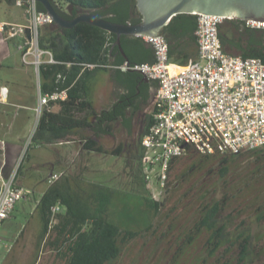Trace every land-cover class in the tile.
<instances>
[{
	"label": "trees",
	"instance_id": "obj_1",
	"mask_svg": "<svg viewBox=\"0 0 264 264\" xmlns=\"http://www.w3.org/2000/svg\"><path fill=\"white\" fill-rule=\"evenodd\" d=\"M7 1L15 2V0ZM37 4L39 10L46 11L42 3L38 2ZM53 4L68 19L86 11L97 13L106 19L120 23H136L142 18L137 9L136 0H59V3L53 0ZM192 16L197 17L194 13H179L172 18L167 26H172L177 18L185 17L188 19ZM220 38L228 52L238 51L244 57L257 56L264 60V27H252L248 26L245 20L226 18L220 25ZM116 39L115 33L88 22H79L71 28H63L56 23L42 26L40 45L50 49L56 60L54 63H43L40 66L41 76L45 79V84L42 85L43 89L54 91L68 88L69 97L78 94L80 82L72 88L70 84L79 73L89 68L88 64H94L95 69L107 65L110 57L119 51L118 46L111 51ZM107 44L109 45L107 46ZM122 45L130 58V62H153L155 60L153 47L142 36L123 35ZM125 60L123 55L119 53L114 64H121ZM123 72L132 77L143 75L141 72L132 70ZM59 74L63 75V79L57 80ZM132 77L129 79L131 81L130 86L134 85ZM69 97L65 99V102H69ZM55 116V113L44 109L32 137L33 144L37 145L41 141L46 142L49 139L47 131L54 130V126H50V121L53 125ZM48 117L50 118L48 119ZM251 151L253 156L256 155L255 161H261V164L246 174L241 173L240 170L236 171L238 180L235 183L232 197L237 201L236 211L240 215L241 207L244 205L241 199L245 195L246 189L248 192L258 188V193L247 202L257 204L254 210L256 220L264 221V183L262 184L264 181V146L249 152ZM245 152L248 151L201 154L189 145L187 153H189L193 164L188 172L177 175L176 180L178 179L177 181L180 182L186 180V175H190L191 170L197 166L203 169L216 162L224 164L220 168V175L226 178L232 162H237ZM182 156L172 160L170 177L174 165L182 161ZM22 165L23 163L20 168ZM169 182L167 192L170 186ZM93 186L95 188L92 190L80 191L78 189L79 191L73 194L67 193L62 183L55 184L53 182L46 189L35 208L39 211L43 228L40 232L34 264L37 263L40 248L45 242L57 252L65 264H110L119 256L125 243L150 233L154 228L156 229L155 221L166 205V198L156 200L150 194L143 193L141 197L144 206L150 212L151 220L145 228L134 230L124 228L111 219L109 213V198L111 196L103 192L105 186L101 184H94ZM227 201L226 198L207 201L200 207L198 217L187 234L188 243L193 241L196 236L207 233L209 235L207 246L210 248L211 255H216L223 247L225 250H229L233 246H237L241 248L238 254V263H242L249 255L262 254L264 245L254 246V234L250 227L244 228L245 220L243 219L239 221L235 231L230 229L229 216H223ZM58 202L64 203L67 206V211L66 213H57V222L51 223L52 206Z\"/></svg>",
	"mask_w": 264,
	"mask_h": 264
},
{
	"label": "built area",
	"instance_id": "obj_2",
	"mask_svg": "<svg viewBox=\"0 0 264 264\" xmlns=\"http://www.w3.org/2000/svg\"><path fill=\"white\" fill-rule=\"evenodd\" d=\"M54 1L59 3V0ZM15 3L24 7L27 21L0 20V32L8 39L19 36L17 47L23 62L33 64L40 72L43 63L56 62L52 51L40 45L41 27L55 23L54 19L47 11L39 10L36 0H15ZM196 15L199 55L189 64L173 68L169 42L160 33L141 35L154 49L153 62L125 60L111 65L122 71L141 72L158 83L153 122L141 141L142 174L156 200L167 190L172 160L186 154L189 145L201 154L241 153L264 146V60L232 54L224 48L220 25L227 17ZM245 21L248 26L264 27V22ZM5 89L7 87L0 88L2 95ZM67 96L66 89L40 92L36 107L38 118L46 105ZM34 133L35 130L31 138ZM25 152L23 150L13 173L0 179V228L13 213L16 203L28 193L27 188L17 183ZM61 176L62 173H53L49 182L53 183ZM58 211V204L52 206L51 223L57 220Z\"/></svg>",
	"mask_w": 264,
	"mask_h": 264
},
{
	"label": "crops",
	"instance_id": "obj_3",
	"mask_svg": "<svg viewBox=\"0 0 264 264\" xmlns=\"http://www.w3.org/2000/svg\"><path fill=\"white\" fill-rule=\"evenodd\" d=\"M24 13L26 14L25 10ZM3 21L12 22L7 19ZM167 25L162 34L169 42L170 62L174 69H178L198 58L199 46L195 35L198 18L194 16L188 19L177 18L172 26L168 27ZM10 40L0 32V73L6 66L5 59L11 55L8 42ZM118 52L110 57L109 63L103 68L95 69L94 66H89L87 70L79 73L70 84L72 88L80 82L79 93L70 97L68 95V103L65 102V99H60L52 101L44 107L46 111L56 114L53 125L50 121V126H54V130L47 131L49 139L46 142L41 141L35 145L41 151L38 161L34 162L33 166L36 168L35 176H38L40 169L42 171L47 169L43 173L45 175L44 182L47 184L45 187L43 186L44 182L41 183V179L36 182L30 178L33 188L30 189L27 186V173L23 174L22 171L17 183L27 188L28 193L16 203L13 213L8 218H17V215L21 217L20 206L25 213L35 210L40 198L52 184L49 182V178L53 173H62L61 178L57 179L55 184H64L66 192L70 194L78 191L77 182L100 181L106 183L105 181H110L116 172L113 168L114 165L120 168L119 174L120 171L125 173L127 167L136 170L133 177L142 174L143 147L141 141L153 122L151 119L154 116L155 105L150 108L141 104L138 98L130 96L139 83L140 77H145V75L132 77L120 69L111 67L118 57ZM232 54H240V52L234 51ZM24 64L26 66L22 69L27 74V84H23L19 79L18 91L14 94L7 84H0V87L8 89V93L4 95L0 93V179L12 174L19 164L25 141L23 128L32 118L33 113H37L36 107L39 103L40 92H50L43 89L42 85L45 84V79L42 78L41 71L37 72L33 64ZM36 72L39 77L38 88L35 82ZM131 77L134 79L133 86H130L129 79ZM58 79H63V75L59 74ZM150 81L151 89L155 91L158 83L153 79ZM26 85L27 91L24 89ZM65 89L68 92V88ZM40 117L38 118L37 115L36 128ZM9 133L13 138L9 137ZM114 157L119 159L114 160ZM122 158H124V163H122ZM85 169L94 175L93 179L85 180ZM38 188L41 189L38 190ZM244 198L246 201L249 200L244 195L241 199L242 202ZM248 198L250 197L248 196ZM42 228L41 221V226L36 227L28 241L22 244L19 256L15 260L16 263L27 260V242L33 246V253L37 251ZM20 231L21 228H19L18 235ZM23 232L22 237L25 234Z\"/></svg>",
	"mask_w": 264,
	"mask_h": 264
},
{
	"label": "rangeland",
	"instance_id": "obj_4",
	"mask_svg": "<svg viewBox=\"0 0 264 264\" xmlns=\"http://www.w3.org/2000/svg\"><path fill=\"white\" fill-rule=\"evenodd\" d=\"M24 10V7L18 6L15 2L10 3L7 0H0V20L7 19L13 23L26 22L27 17ZM19 40L20 37L17 36L8 41L11 55L5 59L4 63L6 66L0 73V84H7L12 94L18 91L17 83L19 79L23 84H27V74L22 69L26 65L23 63L21 51L17 47ZM35 82L38 88L39 77L37 72ZM24 89L27 91V85L24 86ZM36 123L37 113L34 112L32 118L29 119L27 125L23 128V137H25L23 150L26 151L27 158L25 157L24 165L21 168L19 167L17 174L18 180L22 171L23 174L27 173V186L30 189H33L31 187L32 181L35 180L37 182L41 179V183L44 182L45 175L43 173L47 170L44 169L42 171L40 169L38 176H35L34 170L36 168H34L33 163L38 161L41 150L32 141L27 145L28 141L32 139L31 135L35 130ZM9 137L13 138L10 133ZM251 153L252 151L245 152L244 155L239 157L237 162H232L226 178L220 175V168L224 164L216 162L203 169L199 166L193 168L190 175H186L187 179L180 182L177 181L178 179L176 180L177 175H183L188 172L193 164L189 153L184 154L182 161L174 165L168 192L166 190L164 196L159 199L166 198L167 200L165 207L155 221V231L151 230L150 233L138 236L125 243L119 256L110 264H264V252L260 255H249L243 263H238V254L241 248L237 246H233L229 250H225L223 247L216 255H211L210 248L207 246L209 237L207 233L196 236L190 243H188L187 238V234L198 217L200 207L207 201L224 200L226 198L228 201L227 207L223 211V216H229L230 229L235 231L237 224L243 219L245 220L244 228L250 227L254 234V246L260 247L264 245V221H257L254 215L257 204H250L244 198V205L241 207L242 212L239 215L236 211L237 201L232 197L235 183L238 180V170L246 174L261 164V161H255L256 155L253 156ZM113 159L119 158L114 157ZM122 163H124V158H122ZM113 168L116 172L110 181H105L106 183L100 181L77 182L79 190H92L95 188L94 184L105 186L106 188L103 192L111 196L109 198L111 219L124 228L141 230L151 220L150 212L144 206L141 197L143 193L151 195L143 174L133 177V173L136 170L131 167H127L125 173L120 171V174L118 166L114 165ZM88 171H84L85 180L94 178V175ZM30 178H32V181H30ZM43 184L46 187L47 183L44 182ZM40 189L38 188V190ZM258 190V188H254V190L247 192L246 189V198H252L258 193ZM58 206V213H66L67 206L64 203H58ZM20 212L22 214L21 217L17 215V218L6 219L0 228V264H34L36 260L37 251L33 253V246L27 242V260L22 263L15 262L21 251L22 244L28 241L29 236L35 232L34 229L36 227L41 226L39 211L35 209L32 212L25 213L20 206ZM56 222L57 220L54 221V223ZM19 228H21V231L18 235ZM22 231H24L23 234L25 233L23 237ZM40 249L36 264H65V261L46 242Z\"/></svg>",
	"mask_w": 264,
	"mask_h": 264
},
{
	"label": "water",
	"instance_id": "obj_5",
	"mask_svg": "<svg viewBox=\"0 0 264 264\" xmlns=\"http://www.w3.org/2000/svg\"><path fill=\"white\" fill-rule=\"evenodd\" d=\"M36 1L42 3L46 11L53 17L54 22L63 28H71L79 22H88L115 33L117 39L113 43L111 51L118 46L119 53L126 60H130V58L122 45L123 35L160 34L169 21L179 13H206L229 19L264 22V0H136L137 9L142 17L136 23L115 22L90 11L81 12L76 17L68 19L56 9L52 0Z\"/></svg>",
	"mask_w": 264,
	"mask_h": 264
},
{
	"label": "flooded vegetation",
	"instance_id": "obj_6",
	"mask_svg": "<svg viewBox=\"0 0 264 264\" xmlns=\"http://www.w3.org/2000/svg\"><path fill=\"white\" fill-rule=\"evenodd\" d=\"M150 80L151 79L146 76L140 77V79L138 80L139 83L135 86V90L131 92L130 96L138 98L141 104L147 105L148 107L152 108L155 105V95L157 88L155 89V91H152V84L150 85Z\"/></svg>",
	"mask_w": 264,
	"mask_h": 264
},
{
	"label": "bare ground",
	"instance_id": "obj_7",
	"mask_svg": "<svg viewBox=\"0 0 264 264\" xmlns=\"http://www.w3.org/2000/svg\"><path fill=\"white\" fill-rule=\"evenodd\" d=\"M4 93H5V94L7 93V89L4 90Z\"/></svg>",
	"mask_w": 264,
	"mask_h": 264
}]
</instances>
